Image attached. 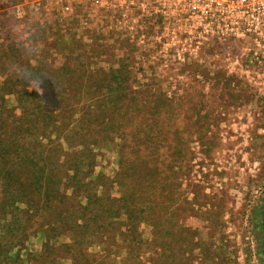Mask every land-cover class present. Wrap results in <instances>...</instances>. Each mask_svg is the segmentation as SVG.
<instances>
[{
    "label": "rangeland",
    "instance_id": "374dc122",
    "mask_svg": "<svg viewBox=\"0 0 264 264\" xmlns=\"http://www.w3.org/2000/svg\"><path fill=\"white\" fill-rule=\"evenodd\" d=\"M89 1L0 0V48L3 42L13 44L14 49L19 48L17 44L30 48L35 38L41 40L39 36L42 34L47 36V41L52 40L54 35L51 31L65 33L69 20L75 15L82 23H79L77 35H81L86 43L89 41L83 33L84 28L96 26L101 29L108 48L102 49L101 56L106 59L99 64L105 70L117 68L120 62L112 60V57L123 54L113 46V50L110 48L114 39H128L139 46L134 53L135 65L141 67L145 75L129 78L131 91L125 104H131L133 110L129 113L124 111L131 118L121 122L127 124L123 128L137 130L135 137L140 140L145 135L156 133L150 113L156 106L162 110L166 126L160 134L166 133L168 168L165 177L159 173L154 176V200L159 202V209L166 208L168 212L166 226L169 236L158 237L155 226L141 221L136 226V239L118 237V244L110 246L106 240L111 233L104 232L90 237V241L80 249L59 248L53 255L44 246L46 235L38 232L24 247L14 248V252L18 251L19 260L24 264H264V76L226 74V77H211L224 67L223 61L213 60L211 56L202 61L179 60L174 57L175 44L163 45L155 41L160 30L151 19L143 29L138 27L136 33H130L118 23L120 13L93 9ZM78 11L81 14H75ZM82 14L92 22L86 24ZM127 16L130 18L131 15ZM57 19L59 24L56 26ZM142 32L145 43L131 39V35ZM37 46L44 47L41 42ZM9 55H12L10 49ZM1 56L0 53V59ZM188 63L199 64L203 72L188 66L184 68ZM248 67L256 68L250 63ZM16 69V64L8 67L0 62V70L5 73ZM18 72L21 73V69ZM197 72L209 76L186 77ZM154 73L170 76L150 78ZM4 78L0 73V83ZM154 79L166 92H137ZM197 80L200 83L196 84ZM115 85L117 83L110 78L100 95L116 94L119 99L121 92L114 89ZM36 88L38 85L30 83L27 89ZM93 93L80 98L77 108L94 106L99 93ZM147 94H150L149 98L144 97ZM6 97L13 106L16 105L14 95ZM107 116L113 119L111 114ZM60 142L69 150L63 139ZM121 144L122 138L111 133L92 148L93 165L86 174V181L91 179L95 184L87 186V192L98 186L97 193L102 196L108 187L111 198L120 197L121 189L117 182L120 160L129 157L124 155ZM79 160L83 162L80 168L90 162L84 156ZM163 178L166 180L164 200L159 196L158 187L163 186ZM71 191L68 189L67 193ZM82 194L86 196L85 192ZM86 201L87 197L81 199V204ZM76 214L79 216L78 212ZM114 221L121 222L119 231L128 235L124 225L128 223L127 216L121 214ZM185 236H189L191 242ZM93 239L102 241L91 243ZM205 242L210 243L208 249L211 251H206L210 259L204 258L202 247ZM51 243L71 244L72 236L60 235ZM166 253L168 258L164 259ZM224 258L226 263L222 261Z\"/></svg>",
    "mask_w": 264,
    "mask_h": 264
},
{
    "label": "trees",
    "instance_id": "16d2710c",
    "mask_svg": "<svg viewBox=\"0 0 264 264\" xmlns=\"http://www.w3.org/2000/svg\"><path fill=\"white\" fill-rule=\"evenodd\" d=\"M75 14H81V11ZM82 15L86 24L92 22L87 15ZM79 23L82 25L75 15L69 20L65 33L51 31L54 37L48 41L47 36L38 34L41 40L35 38L30 48L17 44L19 48L14 49L13 44H1V64L8 67L16 64L17 69L9 73L0 70L5 76L0 83V264H24L14 248L24 247L38 232L46 235L44 246L53 255L59 248L80 249L90 241V237L104 232L111 233L106 240L110 246L118 244V237L136 239V226L141 221L155 226L158 237L169 236L166 226L168 212L166 208L159 209V202L154 200V176L159 173L165 177L168 168L166 133L160 134L166 126L162 110L156 106L150 113L156 133L145 135L140 140L135 137L137 130L123 128L127 124L121 122L128 121L131 118L128 113L133 110L131 104H125L131 91L129 78L145 75L141 67L135 65L134 53L139 46L128 39H114L110 48L123 54L112 57V60L120 62L117 68L105 70L99 64L106 59L101 56L102 49L108 48L101 29L96 26L84 28L83 33L89 41L86 43L81 35H77ZM58 24L57 19L55 25ZM38 40L44 47L37 46ZM9 49L11 56H7ZM186 66L200 69V72L204 70L199 64L188 63L184 68ZM200 72L186 77L209 76ZM164 76L170 75L154 73L150 78ZM218 76L226 77V74L219 70L211 77ZM110 78L117 83L114 89L121 92L119 99L116 94L100 95ZM30 83L38 85V88L28 91ZM195 83H200V80ZM96 91L99 96L95 98L94 106L77 108L80 98ZM137 92L157 94L166 90L154 79ZM7 95H14L15 106ZM144 97L149 98L150 94ZM160 99L165 101L164 97ZM108 114L113 119H109ZM111 133L122 138L120 147L124 148L125 156L129 155L120 160L117 182L121 190L118 198L110 197L108 187L102 196L97 193L98 186L93 187V191H86L87 186L95 184L91 179L86 181V174L93 165L92 148ZM61 139L69 150L63 147ZM82 156L90 162L80 168L83 162L79 157ZM161 184L163 186H158L159 196L164 200L165 178ZM68 189H72L70 194ZM84 192L86 196H83ZM86 197L85 204H81V199ZM70 203L75 205L70 206ZM121 214L128 218V223L124 224L128 235L119 231L121 222L114 221ZM65 234L72 236L71 244L51 243ZM185 237L191 242L189 236ZM99 241L102 240L93 239L91 243ZM205 243L202 247L204 258L210 259L206 252L210 250V243ZM163 257L167 259L168 253ZM222 261L226 263L227 259Z\"/></svg>",
    "mask_w": 264,
    "mask_h": 264
},
{
    "label": "built area",
    "instance_id": "2783aa9c",
    "mask_svg": "<svg viewBox=\"0 0 264 264\" xmlns=\"http://www.w3.org/2000/svg\"><path fill=\"white\" fill-rule=\"evenodd\" d=\"M89 5L120 13L118 23L130 33L151 19L160 30L155 41L175 44L179 60L211 56L224 62L225 74L264 76V0H90ZM131 36L145 43L143 32Z\"/></svg>",
    "mask_w": 264,
    "mask_h": 264
}]
</instances>
